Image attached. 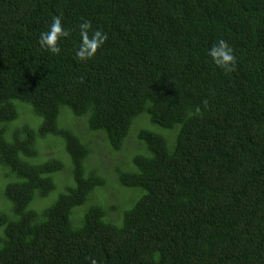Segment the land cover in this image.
Returning a JSON list of instances; mask_svg holds the SVG:
<instances>
[{
	"label": "trees",
	"instance_id": "trees-1",
	"mask_svg": "<svg viewBox=\"0 0 264 264\" xmlns=\"http://www.w3.org/2000/svg\"><path fill=\"white\" fill-rule=\"evenodd\" d=\"M84 20L108 35L86 63ZM0 195V264H264V0H0Z\"/></svg>",
	"mask_w": 264,
	"mask_h": 264
},
{
	"label": "clouds",
	"instance_id": "clouds-1",
	"mask_svg": "<svg viewBox=\"0 0 264 264\" xmlns=\"http://www.w3.org/2000/svg\"><path fill=\"white\" fill-rule=\"evenodd\" d=\"M78 27L79 44L75 49V59L78 62L86 63L96 56L97 52L108 40V35L102 29H93L92 22L90 20H84L79 24ZM71 31V29L66 28L62 24V18L60 16L53 17L49 28L41 32L39 35L40 48L49 52L50 54L59 55L62 51L60 47V41L63 38L69 37ZM207 55L211 58V61L220 69L225 71L235 70L237 57L234 54L233 48L226 40L219 39L208 49ZM199 113L200 109L199 107H197L196 114ZM111 216L116 218L117 221L115 222L117 224H121V217L116 215ZM143 238H146L144 234H138L136 240H141ZM133 257L134 254H130L127 257L128 261L126 264H133ZM90 264H98V261L95 258H90ZM118 264H125L123 255L120 256ZM143 264H166V260L160 253H153L146 258V261ZM236 264L239 263L236 262Z\"/></svg>",
	"mask_w": 264,
	"mask_h": 264
},
{
	"label": "rangeland",
	"instance_id": "rangeland-1",
	"mask_svg": "<svg viewBox=\"0 0 264 264\" xmlns=\"http://www.w3.org/2000/svg\"><path fill=\"white\" fill-rule=\"evenodd\" d=\"M20 105H24V103H19ZM23 115L25 116V117H27V114H24L23 113ZM20 119H22V117H21V115H20ZM23 122H24V120H22ZM82 121V123H80V128H82L83 130H84V133H86V130H85V124H84V122H86L87 121V119L86 118H83V120H81ZM144 121H146V120H144ZM146 122H148V121H146ZM151 123V122H150ZM145 128H153V129H155L157 132H159V133H161V134H163L164 136H166L167 137V139L169 140V139H171L172 141H174L175 142V140H176V138H177V135H178V132H179V127H176V128H174V129H163V128H160L159 126H156V125H153L152 123H151V125L150 126H146ZM133 129H134V126L131 128V131H130V134L132 133V131H133ZM103 135L104 134H101V133H99L98 134V138L97 139H99L98 140V142H102V137H103ZM169 137V138H168ZM134 139H130V141H129V143H128V148H133L134 146H136L137 145V140H136V142L134 143ZM60 145L61 144H57V146L56 147H54V148H52V149H50L49 151L47 150L46 152H44L43 154L44 155H42V153H41V151H39V155L37 156V157H35L34 159H31L30 161L32 162V163H41V162H43L44 160H46L49 156H61V158H63V159H67L68 158V156H66V154L65 153H62L61 155H60ZM100 147V150H102L103 148H104V145H102V146H99ZM42 150H44V148L42 147ZM96 152H97V154H95V155H97L99 158H101L102 156L100 155V154H98L99 153V151H98V148L96 147ZM103 153H106L105 151H103ZM109 153V152H108ZM135 153V152H134ZM133 153V154H134ZM137 153V152H136ZM133 154H132V152L130 151V152H128V156L130 157L131 155V165L133 166L134 164H133V161H132V158H133ZM112 155H114V157L112 156ZM118 157V158H117ZM104 158L107 160V162L105 163V165H106V167H109V166H111V167H114L115 165V161L117 160V159H122V157L121 156H118L117 155V153L115 154V151H114V154H107L106 156L104 155ZM69 159V158H68ZM127 159H129V158H127ZM121 162V161H120ZM11 174L9 173V176L7 177V180H10L11 179ZM125 190L124 191V193H128L127 191H128V189L127 188H121V189H118L119 190V192H121V194H122V190ZM109 191L110 192H112L113 191V189L112 188H110L109 189ZM138 193V190H134V194L130 197H127L126 199H125V201L126 200H131V199H133L134 198V196L136 195ZM125 198V197H124ZM124 198H122L123 200H124ZM115 202H117V199H115V198H113L112 200H111V203H115ZM127 202V201H126ZM0 204H1V195H0ZM12 217H13V214H12Z\"/></svg>",
	"mask_w": 264,
	"mask_h": 264
}]
</instances>
